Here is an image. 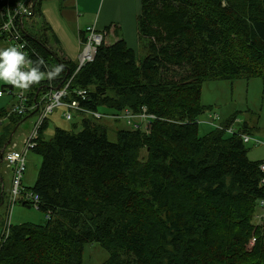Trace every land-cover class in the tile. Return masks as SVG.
<instances>
[{"label":"trees","instance_id":"16d2710c","mask_svg":"<svg viewBox=\"0 0 264 264\" xmlns=\"http://www.w3.org/2000/svg\"><path fill=\"white\" fill-rule=\"evenodd\" d=\"M21 1L0 0V43L14 46L1 28L7 9ZM32 1L41 16L45 0ZM32 19L23 35L33 64L42 58V72L63 71L30 88L29 106L72 78L68 102L87 90L88 109L117 115L144 106L159 119L149 134L119 130L118 143L89 117L80 132L56 128L47 140L46 119L33 150L43 161L31 193L49 218L11 226L0 241V264H83L89 243L109 253L103 264H264V231L251 224L259 207L264 215V160L249 159L239 134L251 132L242 125L233 135L217 128L201 136L198 126L212 110L201 101L204 83L260 78L264 86V0H142L138 48L124 39L104 42L76 75L78 63L50 46L57 39L48 23L38 28ZM11 109L0 110V119ZM35 114L6 119L0 154ZM4 198L0 182V206Z\"/></svg>","mask_w":264,"mask_h":264},{"label":"rangeland","instance_id":"374dc122","mask_svg":"<svg viewBox=\"0 0 264 264\" xmlns=\"http://www.w3.org/2000/svg\"><path fill=\"white\" fill-rule=\"evenodd\" d=\"M59 1L61 2V4H63L66 0ZM34 21L36 22V24H38V28L43 26L42 22L39 19L35 18ZM69 26L72 29V32L75 33L74 25L70 24ZM85 33L87 36L90 34L89 30H86ZM100 33L103 34L104 42H106L108 40L106 33ZM9 46H11V44H9L8 42L0 43V49ZM202 87L203 89L201 92V101L205 106L212 107V110L207 111L198 117L200 135L206 136L214 132L217 129V127L215 126H222L226 124L228 120L235 117L237 118V121L240 120V123L238 124L237 122L236 124H233L232 122V124L225 127H232L238 131L242 128V125L247 124L248 126H250V128H253L250 133L252 138L254 137L256 139H259L263 143L261 145L255 143L247 144L246 148L248 150V157L253 162L264 160L263 81L260 78H254L251 80L240 79L232 82L208 81L204 83ZM19 91V89H14L12 96H9L7 93H5L10 97L11 100L9 101L7 97L4 99H0V105L4 104L8 107V109H10L13 103H15L13 95L18 94ZM58 108L59 109L55 110V112L47 118L48 126L45 131V139L47 140H50L54 136L56 128H62L74 133L80 132L82 130V119L84 117H89L87 115H74L72 121H67L63 116V113H65L66 109L63 106ZM99 111L102 114H116L113 112V110H110L108 108H100ZM211 113L213 115H218V119H216L215 124H212L213 126L209 122L212 117ZM118 114H121V112ZM36 120L37 116H31L28 120H26V122L22 123L19 126L16 133L14 134L12 144L18 145L19 150L23 149L22 142L25 137L32 133ZM95 120L102 123L107 128L109 140L113 143H118L119 130L130 129L123 121H114L112 119L106 118H103L102 120ZM5 121L6 120L3 119L2 122ZM222 127L225 128L224 126ZM144 154L145 153L143 152V155ZM42 161L43 158L39 154L35 153L32 150L29 151L26 159V171L22 178V187L25 189H30L27 191H33V187L37 180ZM0 174V176H2L0 177L1 187L3 189L5 197L4 202H2L3 204L0 206V237L3 236L8 229V221L10 226H18L25 223L35 225L44 224L47 220L46 215L40 212L37 207H25L20 203V201H17L13 206L10 207V203L11 201H13V198L11 196L13 185V171L7 166L5 162H2L0 163ZM261 209L260 207L257 209L251 224L256 228L258 226H261V230L264 231V215ZM217 234L218 233H216L215 236L216 239L218 236ZM256 240L257 238L254 235L248 239V246L250 250H252ZM156 244H158V241L156 242ZM154 251H156L157 256L160 255L157 247ZM82 254L83 264H103L109 258V253L104 250L99 244H86L84 247V253ZM158 264H160L159 261Z\"/></svg>","mask_w":264,"mask_h":264},{"label":"built area","instance_id":"2783aa9c","mask_svg":"<svg viewBox=\"0 0 264 264\" xmlns=\"http://www.w3.org/2000/svg\"><path fill=\"white\" fill-rule=\"evenodd\" d=\"M35 4L32 0H23L12 7L7 9V21L1 28V32L5 34L8 40L14 45L19 46L27 55V58H30V49L28 43L24 40L23 30L25 27V20H30L34 17ZM89 35L86 37V40L81 39V52L78 60V68L75 75L78 71L81 70L86 64L92 62L97 54L98 47L104 43V36L100 32L96 31L95 28L89 29ZM32 61V60H31ZM71 80L61 88H52L43 93H41L40 100L36 101L33 106H29V90L22 91L20 90L18 94L13 95L15 104L11 107V111L8 113L7 117L4 120L8 119L13 114L25 115L29 111H32L36 108L37 120L34 124L33 131L30 135L25 137L22 142L23 149L19 150L18 145H13V139L7 149L4 150V162L7 166L13 171V185L11 196L13 201L10 203V207L13 206L17 201L24 200L31 204V206L37 207L39 209V196L37 194L31 193L25 188L22 187V178L26 171V159L30 150L37 148V140L39 133L47 121V116L52 114L58 107H64L66 109L64 117L67 121H72L74 115L82 116L87 115L93 117L97 120H102L103 118L112 119L114 121H123L130 130L141 131L142 133L149 134L151 127L158 118L157 115L149 113L148 108L144 107L137 112H133L130 109H126L121 114H102L98 111L90 110L83 106V103L88 100V91L87 90H78L76 91L75 97L68 102L69 88ZM14 88L12 91H8V94L12 96ZM210 123L215 124L218 115H213L211 113ZM3 120V119H2ZM213 126V125H212ZM211 126V127H212ZM218 129L227 131V134H236L237 130L232 127L223 128L220 125L215 126ZM240 137L244 144L255 143L261 145L263 142L259 139L252 138L251 134L248 133H239ZM261 171L264 173V163L260 166ZM264 182V179L263 181ZM261 206L264 205L262 201ZM49 218V214L46 215V219ZM8 221V229L5 232L6 237L9 235L10 229Z\"/></svg>","mask_w":264,"mask_h":264},{"label":"crops","instance_id":"0c3cea01","mask_svg":"<svg viewBox=\"0 0 264 264\" xmlns=\"http://www.w3.org/2000/svg\"><path fill=\"white\" fill-rule=\"evenodd\" d=\"M141 4L142 0H66L63 4L59 0H47L41 4V16L36 14L32 21L35 18L40 21L45 20L57 39V42L55 39L54 41L49 39L50 46L58 48V52L66 59L78 63L82 35L91 28L104 32L109 27H112L109 31H106L108 38L106 44H112L124 39L131 47L137 49V19ZM70 24L74 25L75 33L72 32ZM8 91H12V86L0 85V99L7 97L10 101L9 96L11 95L8 94ZM2 109L7 110L8 107L2 104L0 105V110ZM232 119L234 120L233 124L240 123L237 118L234 117ZM2 121L0 119V136L2 130L9 122L7 120L5 121L6 123ZM248 128L250 132L253 129L250 126ZM0 163H2L1 159ZM1 239L2 236L0 241Z\"/></svg>","mask_w":264,"mask_h":264},{"label":"clouds","instance_id":"9594fccd","mask_svg":"<svg viewBox=\"0 0 264 264\" xmlns=\"http://www.w3.org/2000/svg\"><path fill=\"white\" fill-rule=\"evenodd\" d=\"M43 63L41 58L34 65L19 46L0 49V85L27 91L45 78L54 79L63 71V65H57L52 71L42 72L39 65Z\"/></svg>","mask_w":264,"mask_h":264},{"label":"water","instance_id":"95a60500","mask_svg":"<svg viewBox=\"0 0 264 264\" xmlns=\"http://www.w3.org/2000/svg\"><path fill=\"white\" fill-rule=\"evenodd\" d=\"M14 134H15V133L12 134L10 140L7 142V144H6L5 147H4L3 152L0 154V159L2 160V162H4V150L7 149L8 145L11 144L12 139H13V137H14Z\"/></svg>","mask_w":264,"mask_h":264}]
</instances>
